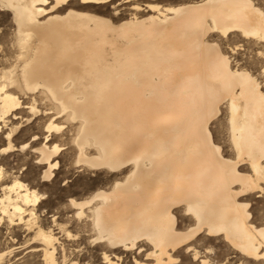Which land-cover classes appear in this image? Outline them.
I'll return each instance as SVG.
<instances>
[{
  "label": "bare ground",
  "instance_id": "1",
  "mask_svg": "<svg viewBox=\"0 0 264 264\" xmlns=\"http://www.w3.org/2000/svg\"><path fill=\"white\" fill-rule=\"evenodd\" d=\"M108 1L0 0V163L22 152L51 181L67 154L73 169L114 175L85 196L68 190L66 219L44 228L45 197L0 164L1 215L35 230L43 264H78L83 241L106 264L124 253L177 264L182 248L197 260L202 233L238 264H264V227L245 202L264 192V90L212 39L264 42V11L254 0L147 4L152 13L117 25L98 14ZM223 106L232 157L211 131ZM25 122L36 132L17 146Z\"/></svg>",
  "mask_w": 264,
  "mask_h": 264
},
{
  "label": "rangeland",
  "instance_id": "2",
  "mask_svg": "<svg viewBox=\"0 0 264 264\" xmlns=\"http://www.w3.org/2000/svg\"><path fill=\"white\" fill-rule=\"evenodd\" d=\"M254 1L257 6L264 11V0ZM184 2H191V0H111L100 5L101 10L98 11V14L110 18L114 24L118 25L126 18L128 19L135 14L137 16L150 14L151 11L148 9L147 4H156L160 6V8H164ZM10 19L11 15L9 14L8 17L3 19V24L6 25ZM214 36L212 39L218 43L220 42L219 45L222 51L231 58L232 68L238 67L239 69H246L252 73L261 83V88L264 90V42L257 41L253 38H244L239 33H232L228 35L227 38L218 36V34ZM225 110L223 106V113L214 121L211 126V131H213L216 141L222 146L224 155L232 157L233 151L231 152L232 148L229 144L226 121L227 114ZM26 124L27 122L23 123V125ZM33 126H35L33 123L27 124L16 136L15 144L17 146L29 140L31 141V138L33 139L32 134L36 132ZM26 127H30L28 128L30 131H28ZM4 143L5 142L0 140V149L5 146ZM23 155L22 152H13L5 162L0 164L6 171L9 173L13 172L15 175L19 176L21 181L30 184L36 192L45 197L36 211L39 214L38 219H40V224L42 223L44 228L51 227L53 215H56V218L60 222L66 219L67 212L62 209V206L68 200V190H77L75 195L85 196L92 191L91 189H94L95 186H104L107 181H110L112 177H114V175H108L104 171L89 172L82 169H73L69 167L68 155L62 154L58 159L59 166L55 171L56 176L51 181H43L41 176L43 169L35 166L36 163L31 156L27 158ZM244 165L245 164L240 166V170L252 174L250 166L248 164ZM8 172L7 175L9 176ZM11 179H13L12 176L5 180L4 184L11 183ZM262 186L264 187V184H262ZM1 188L2 185L0 184V197L3 196V190ZM245 200V202L249 201L248 210H250L249 212L251 213V222L257 227H264V192L249 194L245 196ZM1 214L3 213L0 212V217L4 216L5 219L3 218L0 222V253L5 255L0 259V264H43L41 253L39 252L41 244L35 239V230H29L24 223L11 225L8 219L6 220L7 216ZM178 220L182 226L190 223L187 219H181L179 215ZM68 230L71 231V233H76L75 225L69 223ZM203 235L205 234L202 233L197 235L193 239L195 243L194 247L199 254L197 260L192 257L193 251H186L182 248L181 253L178 254L177 264H200L203 258L209 260L208 264H238V260H240L239 256L233 253L226 243L222 242L220 239L215 240ZM61 239L63 241L65 239L64 236H61ZM63 242L67 243L66 240ZM81 249L82 252L80 257L77 259L74 257L78 264H106L102 258L100 247L83 241L81 242ZM138 252L139 251L136 252L135 250L134 255H137ZM72 257L73 256H71V259ZM133 257V254L124 253L121 255V260L117 261L114 259V261L116 260L118 264H135L133 262Z\"/></svg>",
  "mask_w": 264,
  "mask_h": 264
}]
</instances>
